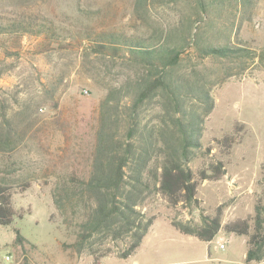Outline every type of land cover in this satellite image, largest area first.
<instances>
[{
  "label": "rangeland",
  "instance_id": "374dc122",
  "mask_svg": "<svg viewBox=\"0 0 264 264\" xmlns=\"http://www.w3.org/2000/svg\"><path fill=\"white\" fill-rule=\"evenodd\" d=\"M219 1L221 6L207 14L196 0L144 5L138 0H0V22L24 23L0 34V121L3 107L12 105L8 118H17L20 110L21 122L32 124L16 150L0 151V183L11 188L23 216L0 226V264H246L248 236L223 229L206 243L182 234L172 221L200 224L202 214L214 216L221 208L223 225L247 220L253 226L257 206L264 207V65L232 75L212 90L215 108L191 166L197 171L220 159L225 175L200 182L201 209L173 206L157 195L144 207L156 216L154 224L130 258H121L124 245L112 242L95 246L101 248L98 257L77 253L71 247L77 228L65 223L53 199L62 178L89 175L101 102L136 72L127 50L96 53V44L124 34L173 43L178 30L191 26L213 43L264 48V0ZM182 56L180 74L197 70L216 79L215 61L190 48ZM232 133L238 141L223 155L214 140Z\"/></svg>",
  "mask_w": 264,
  "mask_h": 264
},
{
  "label": "trees",
  "instance_id": "16d2710c",
  "mask_svg": "<svg viewBox=\"0 0 264 264\" xmlns=\"http://www.w3.org/2000/svg\"><path fill=\"white\" fill-rule=\"evenodd\" d=\"M138 1L144 5L148 0ZM196 1L201 12L207 14L221 6L219 0ZM208 23L212 26V22ZM23 26L24 23L0 22V34ZM41 29L37 34L44 32ZM188 29L178 30L173 43L170 38L157 44L124 34L113 36L114 41H109L112 44L99 43L93 48L96 53L111 48L127 50V61L136 72L112 87L101 102L89 175L62 178L53 193L65 223L77 228L71 247L79 254L87 252L98 257L96 253L101 248L95 246L112 242L124 245L121 258H130L154 224L156 216L148 215L144 207L157 195L173 206L201 209L197 198L200 182L218 180L226 173L220 159L197 171L191 166L203 148L205 125L215 108L212 90L232 75L255 65L263 66L264 48L213 43L211 36L199 28ZM189 48L199 57L216 62L219 68L214 81L211 75L197 70L187 76L178 72L182 55ZM11 110L14 111L12 105L4 106L1 113V152L16 150L32 125L21 122L20 110H16L17 118H8ZM214 141L220 153L229 155L238 140L232 133ZM212 149L208 147L206 151L210 153ZM22 217L14 207L11 188L0 183V226H11ZM221 217L222 209L218 208L214 216L202 214L200 224L173 220L172 225L182 234L206 243L223 229L228 234L248 236L246 264L263 262L264 207L257 206L253 226L247 220L223 225ZM20 237L17 232V240Z\"/></svg>",
  "mask_w": 264,
  "mask_h": 264
},
{
  "label": "built area",
  "instance_id": "2783aa9c",
  "mask_svg": "<svg viewBox=\"0 0 264 264\" xmlns=\"http://www.w3.org/2000/svg\"><path fill=\"white\" fill-rule=\"evenodd\" d=\"M220 248H225V245L223 243H220Z\"/></svg>",
  "mask_w": 264,
  "mask_h": 264
},
{
  "label": "crops",
  "instance_id": "0c3cea01",
  "mask_svg": "<svg viewBox=\"0 0 264 264\" xmlns=\"http://www.w3.org/2000/svg\"><path fill=\"white\" fill-rule=\"evenodd\" d=\"M133 264H139L138 262L134 261Z\"/></svg>",
  "mask_w": 264,
  "mask_h": 264
}]
</instances>
